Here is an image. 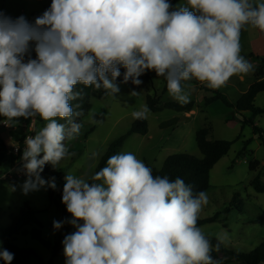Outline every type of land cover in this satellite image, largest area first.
Segmentation results:
<instances>
[{
	"label": "clouds",
	"instance_id": "1",
	"mask_svg": "<svg viewBox=\"0 0 264 264\" xmlns=\"http://www.w3.org/2000/svg\"><path fill=\"white\" fill-rule=\"evenodd\" d=\"M187 5L170 11L168 0H52L34 22L0 10V116L6 124L37 114L46 122L25 139L23 194L44 186L55 190V177L40 175L44 165L55 168L74 155L64 141L81 130L70 119L82 115L81 105L71 103L83 95L74 91L76 85L113 95L120 91L118 65L125 69L122 82L131 79L136 86L154 70L184 105L190 94L182 82L195 79L219 89L234 75L254 71L240 54V36L245 26L264 32V0H187ZM149 112L144 105L132 116L147 119ZM64 180L61 202L72 219L53 221V227L67 222L76 229L62 241L65 264H218L211 253L227 234L213 246L197 226L206 191L194 195L180 177L154 176L131 152L108 158L92 177L101 183L71 173ZM0 259L11 264L14 253L0 248Z\"/></svg>",
	"mask_w": 264,
	"mask_h": 264
},
{
	"label": "rangeland",
	"instance_id": "2",
	"mask_svg": "<svg viewBox=\"0 0 264 264\" xmlns=\"http://www.w3.org/2000/svg\"><path fill=\"white\" fill-rule=\"evenodd\" d=\"M50 2L51 0H0V10L13 18L23 15L30 22L32 13L49 8ZM254 2H260V0H254ZM180 6L187 7V0L180 1L175 6V10ZM240 44V54L252 62L254 71L234 75L225 86L219 89H211L207 87L206 82L201 83L195 79L193 80L198 85L182 82L185 91L190 94L189 103H194V110L188 113L170 109H163L159 113L150 111L147 115L149 134L130 136L118 153L131 152L146 166L161 169L165 160L176 153L201 157L196 144V133L202 128L211 129L210 140L234 142L228 155L211 171V186L206 192L208 203L198 214V218L202 220L213 217H217V220L199 228L209 239L226 233L227 239L223 243L225 248L249 253L264 240V193H257L251 186L252 180L258 174L264 182V144L259 136L254 134L251 126L242 124L244 118H250L252 114L240 113L234 106L255 81L254 73L259 64L249 55L264 58V32L257 28H250L241 34ZM139 79L142 80L139 86L132 82L117 83L115 81L120 91L111 95L108 90V96L102 99L93 94L89 112L80 121L73 120L81 124L80 134L76 139H66L64 143L74 155L62 160L55 168L50 162L46 163L43 172L40 173L45 180L55 177L57 185L55 190L61 197L65 183L64 176L68 173L84 178L89 184L96 182L92 181V177L102 157L113 141L130 131L137 120L133 118L132 113L140 111L142 106L147 105L148 95L159 97L161 107L168 102L178 103L168 91L163 93L164 77L157 76L154 70L148 71L147 77ZM201 85L208 90H203ZM133 90L140 94L131 96L130 93ZM213 91L223 93L233 107H228L221 101L206 105L205 98L212 96ZM255 105L264 108V93L257 96ZM6 119L0 116V132L5 134L8 140L10 139L11 142L4 138L9 149L21 144L30 129H33L31 135L34 136L46 123L37 114L28 128L21 124L10 123L7 129L3 125ZM56 119L64 124V120L58 117ZM173 119L178 120L176 126L161 127L162 124ZM254 121L264 131V115L255 117ZM67 127L69 126L66 125ZM91 129L94 131L88 134ZM12 143L15 144L12 146ZM22 154H12L2 162L0 167V234L11 225L12 220L27 205L38 212L36 216L43 226L42 236L54 245L60 236H64L75 228L64 224L59 230L54 229L53 221H61V219L59 208L49 201V187L44 186L38 191L23 194L21 186L27 178V170L23 178H18L14 171L26 163L21 159ZM42 155L43 153L41 157ZM255 160L259 161L260 167L257 172H252L250 163ZM79 223L83 224V221ZM26 229L29 233L17 237L16 244L35 250L37 258L33 257L31 264H40L38 258L45 263L52 261L53 264H65L64 252L61 256L53 257L51 249L44 247L40 241L32 237L30 231L33 226H28ZM2 243L0 237V248ZM216 261L226 264L227 256L219 255Z\"/></svg>",
	"mask_w": 264,
	"mask_h": 264
},
{
	"label": "trees",
	"instance_id": "3",
	"mask_svg": "<svg viewBox=\"0 0 264 264\" xmlns=\"http://www.w3.org/2000/svg\"><path fill=\"white\" fill-rule=\"evenodd\" d=\"M180 1L182 0H168V2L172 5L170 11L175 10V6ZM47 9L48 8H44L41 11L32 13L30 22H34L35 18L37 16L42 15L43 12ZM246 27L247 26H245V28ZM245 28L241 30V34L244 32ZM31 57L33 59L36 58V53L34 51L31 52ZM249 57L252 58L254 61L258 62L259 64L258 67H256L254 73L255 81L250 85L249 89L240 96L239 100L236 102L234 107L240 113L250 112L252 114L250 118H244L242 124L244 126L245 125L251 126L253 128L254 134L258 135L259 139L264 144V131L260 129L255 124L254 121L255 117L264 115V108H260L255 105L257 96L261 93H264V80H263L264 58L255 57L253 54H250ZM118 67H120L121 76L117 77L115 81L117 83H123L122 82L123 73L125 69L119 65ZM147 76H148V71H146V73L139 78H143ZM164 81H165V86L163 89V93H166L168 90H167L166 80L164 79ZM128 82H131V79ZM184 83L190 85H198V83L194 80H190ZM201 88L203 90H208L204 85H201ZM74 91H82L83 93L82 98L80 100L71 102L73 105L79 103L81 107L78 110L82 111L81 116L79 117L73 116L70 118L71 120L74 121L75 120L80 121L89 112V110L91 109L90 99L93 94L98 95V97H100L101 99L108 96V90H105L103 88H101L100 90H96L93 87H85L84 85L81 84L76 85ZM217 101L223 102L228 107H233V105L228 101L227 97L219 91H213L212 96L205 98L206 105H210ZM159 104H160L159 97H157L156 95L147 96V107L150 109V111L154 113H159L163 109H170L176 112H185V113L194 110L193 102L184 105H181L180 103H176V102H168L165 104L164 107H161ZM32 119L33 118L25 119L23 117L16 118V120L18 121L16 122V124H21L24 125L26 128H28L32 122ZM177 123L178 120L173 119L168 123L162 124L161 127L162 128L174 127L177 125ZM64 124L67 125L66 120H64ZM93 131L94 129H91V131L88 134L92 133ZM210 132L211 129L209 127H205L200 129L196 133V144L201 154V157L187 153H176L170 155L165 160L161 169L153 168L148 165V167H150L153 170V175L154 176L166 175L171 180L180 177L184 180L185 184L192 185V191L194 195L201 190L207 192L211 186L210 185L211 171L219 161H221L225 156L228 155L234 144V142L232 141L210 140L209 139ZM134 134L141 136H147L149 134L147 119H137L133 124L132 128L130 129V131L127 132V134L116 139L110 144L107 152L102 157L96 169V172H98L101 168L105 167L108 158L112 155L117 154L119 149L126 142V140ZM9 151L10 149L6 144V141L2 137V133L0 132V167L2 162L11 156ZM259 167H260L259 161L256 160L251 161L250 170L252 172H257L259 170ZM46 168L48 169V165H46ZM96 183H101V182H96ZM251 186L254 188V190L257 193L259 194L264 193V182L262 181L260 174H258L252 180ZM48 197L50 203H54L59 208L61 221H67L72 219L71 214L67 212L66 206L61 202L62 197L56 190L49 187ZM37 213L38 212L34 211L33 209H31L29 206L26 205L25 209L12 220L11 225L0 234V237L2 238V242H3L1 248L7 249L11 253H14V259L11 262V264H31V259L33 257L37 258V254L35 250H33L32 248H23L16 244L17 237L21 235H27L29 233L26 229L28 226H33V229L30 231L32 237L35 240L40 241V243L44 247L51 249L53 253V257L61 256L62 253L64 252L62 241L65 235L76 231V229H73L71 232H68L64 236H60L58 241L53 245L50 241H47L43 238L42 236L43 226L39 222L36 216ZM216 220L217 217L204 219V220L198 218L197 226L201 227L205 224L213 223ZM64 224L71 225L67 222H65ZM209 240L213 246H215L218 242L217 238H213ZM211 255L213 256L214 260H217L219 255L227 256L226 264H231L232 262H237L239 264H264V240H262L260 245L254 251L249 253L241 252L233 248H229V249L225 248L224 244L221 243L219 250L218 251L214 250L211 253ZM38 260L40 264H53L52 261L45 263L39 258ZM217 262L218 264H220V261ZM0 264H5V262L2 259H0Z\"/></svg>",
	"mask_w": 264,
	"mask_h": 264
},
{
	"label": "built area",
	"instance_id": "4",
	"mask_svg": "<svg viewBox=\"0 0 264 264\" xmlns=\"http://www.w3.org/2000/svg\"><path fill=\"white\" fill-rule=\"evenodd\" d=\"M4 127L5 128H9L10 125L9 124H6L4 122ZM30 127V126H29ZM33 132V129H30L29 130V134H27L25 136V138L23 139L22 143L17 145V146H14L12 149H10L9 153L12 155H19V153H23V151L26 149V144H25V139L28 137V136H32L31 133ZM16 175L18 178H23L25 175H26V169L24 167H20L18 170L14 169Z\"/></svg>",
	"mask_w": 264,
	"mask_h": 264
},
{
	"label": "crops",
	"instance_id": "5",
	"mask_svg": "<svg viewBox=\"0 0 264 264\" xmlns=\"http://www.w3.org/2000/svg\"><path fill=\"white\" fill-rule=\"evenodd\" d=\"M250 28H252V27L247 26V27L245 28L244 32H246V30L248 31ZM244 32H243V33H244ZM243 33H242V34H243ZM192 80H193V79H192ZM201 83H204V82H201ZM2 137L5 138L6 140H8V139H7V136H6L5 134H3V133H2ZM9 140H10V139H9ZM9 140H8V141H9ZM9 142H11V141H9ZM14 144H15V143H14ZM14 144L12 143V146H13Z\"/></svg>",
	"mask_w": 264,
	"mask_h": 264
}]
</instances>
